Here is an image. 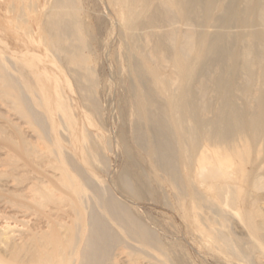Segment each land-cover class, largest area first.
<instances>
[{
    "label": "bare ground",
    "instance_id": "6f19581e",
    "mask_svg": "<svg viewBox=\"0 0 264 264\" xmlns=\"http://www.w3.org/2000/svg\"><path fill=\"white\" fill-rule=\"evenodd\" d=\"M221 1H112L141 18L119 26L136 59L123 101L138 154L119 130L127 164L110 183L127 199L166 189L180 221L166 234L109 186L107 142L77 131L58 77L51 91L42 81L47 64L60 70L103 130L81 0H47L41 18L37 0H0L7 32L28 44L0 51V264H195L185 236L214 264H264V0H226L214 18Z\"/></svg>",
    "mask_w": 264,
    "mask_h": 264
},
{
    "label": "rangeland",
    "instance_id": "374dc122",
    "mask_svg": "<svg viewBox=\"0 0 264 264\" xmlns=\"http://www.w3.org/2000/svg\"><path fill=\"white\" fill-rule=\"evenodd\" d=\"M45 1L47 0H37L38 12H41L39 18L42 17V10L46 9V6L44 5ZM112 1L113 0H81L82 9L80 11V21L82 22L84 27H86L89 35L87 36V41L89 43L91 68L96 75L98 84L97 100L98 103H101L100 108L102 115L99 119V123L102 124L103 130H97L95 123H89L88 125L84 122V110L78 100V96L76 93L70 92V90L67 88V86L65 85L63 73L60 70H57L51 65L47 64L45 66L47 75L46 77L42 78V81L46 85L47 90L51 91L53 84V75H56L58 77V80L63 85V94L65 95V97H69L72 100V106L75 111L74 114L78 121L77 131L80 132L82 125L86 124L88 132L93 135H99L102 140H105V142H107L104 154L106 157V161L108 160L107 163L109 167V175L106 180L107 183H109V186L114 190L116 196L118 198H121L122 202L126 203L127 206L132 207V209L134 208V212L136 211L138 213H135L136 215L140 217H151V220H153L155 223L157 221L156 225L159 224V227L157 226L156 228L160 229V227H162V229H160L161 231L166 234H172V225L177 226L176 228L178 229L180 221L178 218H175L169 206H167L168 200L166 196L167 191H165L166 189H163L164 191H158L161 192V195H163L166 200L162 199L160 193H158V198H161L160 200L157 199L156 201H153L150 197L149 198L151 200L149 198L147 199V197L142 198V200L133 198L131 199V197L130 199H127L125 196L126 194L123 196V193H121L117 188L115 190L116 186L110 183V179L114 180L113 177L115 178L116 175L119 174L121 169L124 168L127 164V158L126 155H124L125 153L123 145L120 141L119 130L121 131V129L123 128L122 131L124 133H127L126 137L130 151L133 154H138L137 149L132 142L129 134V122L134 117L135 107L132 106L130 102L131 99L129 97L127 98L128 102L123 101V98L125 97V84L131 78L130 72H132L133 70V64L134 62H136V59L134 57H131L128 49L131 43H129V41L121 35L119 26L126 23L131 26H135L137 21L141 18V15L134 16L129 19H123L119 17L117 15L118 8L112 3ZM226 5V0H222L218 4L217 9L213 11V17H220L222 14V8L226 7ZM2 12L3 11H1L0 14H2ZM34 29H36L35 26ZM180 29L184 31L185 27L181 26ZM7 31L8 28L6 27L5 23L0 20V41L4 43H0V51H3L7 55H15V51L16 53H19L17 55L25 53V49L28 45L26 43V40L21 37L16 38V33L13 29L9 30L10 33H8ZM208 32L210 35H214L217 33L216 29L214 28L209 29ZM230 32L232 34H238L247 33L248 30L241 28L236 24H232L230 26ZM141 42L142 40L139 39L133 45L139 46ZM218 44L219 43H214L213 47H217ZM7 45L11 48V52H8L4 47H7ZM36 54L43 61L46 59L41 49L36 52ZM166 66L168 67L169 64H167ZM159 86H161V84ZM139 164L142 165L140 162ZM146 166L147 165L143 164L141 168L145 167V169H142L148 171L146 169ZM0 169L2 170L3 168L1 167ZM127 197L129 196L127 195ZM152 201L154 203H152ZM0 205V218H4V213H8V209H6V211L3 208V203H0ZM19 220L21 221L22 219ZM9 222L13 226L15 225V227H17L16 229H19L20 227V229H22V226H20V222H17V224L15 222L13 223V221L10 220ZM3 223L4 220L1 219L0 226ZM167 230H169L170 232L168 233ZM183 239H185L184 242L187 247V251L195 264H214L211 260L206 259L202 255H200L196 248L190 245L191 242L188 237L185 236V238L183 237Z\"/></svg>",
    "mask_w": 264,
    "mask_h": 264
}]
</instances>
